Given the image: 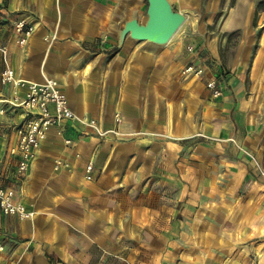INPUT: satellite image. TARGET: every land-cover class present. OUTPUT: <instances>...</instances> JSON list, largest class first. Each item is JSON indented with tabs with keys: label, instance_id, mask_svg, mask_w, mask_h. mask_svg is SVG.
Masks as SVG:
<instances>
[{
	"label": "crops",
	"instance_id": "obj_1",
	"mask_svg": "<svg viewBox=\"0 0 264 264\" xmlns=\"http://www.w3.org/2000/svg\"><path fill=\"white\" fill-rule=\"evenodd\" d=\"M168 1L189 31L242 38L222 51L188 32L165 46L126 36L117 47L126 21L145 22L146 0L0 4L34 27L26 46L7 45L15 75L54 78L78 119L109 131L51 128L17 183L9 150L20 119L0 116L2 182L34 215L0 214V264H51L46 253L64 264H264V180L253 164L264 170V0ZM187 46L200 52L201 78L182 74ZM210 159L222 164L216 176Z\"/></svg>",
	"mask_w": 264,
	"mask_h": 264
},
{
	"label": "built area",
	"instance_id": "obj_2",
	"mask_svg": "<svg viewBox=\"0 0 264 264\" xmlns=\"http://www.w3.org/2000/svg\"><path fill=\"white\" fill-rule=\"evenodd\" d=\"M12 1L14 0H0V4ZM33 31L34 27L25 20H17L13 29L16 45L26 46ZM186 50L193 55V60L183 68L182 74L187 77H203L205 69L199 50L192 46H187ZM9 52L8 46L0 43V91L5 88L10 90L9 96L0 93V116L14 113L20 119L15 126L16 142L9 150V155L16 161L15 181L18 183L36 160L51 128L71 122L92 128L99 137L105 136L109 131L100 130L94 120L78 119L69 108L67 99L54 78L45 77L42 82H35L17 77L10 65ZM205 87L210 91L213 99L222 96L221 85L217 80L206 82ZM116 121H119L118 117ZM70 143L69 139L65 140V144L70 145ZM256 167L259 175L264 178V170L257 165ZM91 171L92 164L88 163L85 174L88 176ZM2 181L4 182L5 178L0 175V214L20 220L32 218L33 212L17 198L16 190L8 185L5 186ZM3 250L4 247L0 242V253Z\"/></svg>",
	"mask_w": 264,
	"mask_h": 264
},
{
	"label": "water",
	"instance_id": "obj_3",
	"mask_svg": "<svg viewBox=\"0 0 264 264\" xmlns=\"http://www.w3.org/2000/svg\"><path fill=\"white\" fill-rule=\"evenodd\" d=\"M146 2L145 22L139 23L135 19L126 21L117 34V47H121L126 36L134 41L165 46L184 24L185 16L174 10L168 0H146Z\"/></svg>",
	"mask_w": 264,
	"mask_h": 264
},
{
	"label": "rangeland",
	"instance_id": "obj_4",
	"mask_svg": "<svg viewBox=\"0 0 264 264\" xmlns=\"http://www.w3.org/2000/svg\"><path fill=\"white\" fill-rule=\"evenodd\" d=\"M0 17L2 19H0V41H2V43H6V45H8L10 48L11 47H15L16 43L14 38L12 37L13 33V29H14V22H12L11 20L7 19V17L5 15H2V13H0ZM220 16L217 15L216 19H218ZM189 33L190 34V41H192L193 43L196 42L200 44V42L202 41H210L215 43L219 49L222 51L223 49H228V47H233L235 45V43L237 42V40H239L240 38H242V33L241 32H236L233 34H221L220 31L217 29H214L213 26H209L208 29L206 31H196V30H188L187 27V23L184 22V24L179 28V30L176 32V34L172 37V39H175L185 33ZM260 30H257L255 33V36L259 38L260 36ZM171 39V40H172ZM223 40H226V44H224ZM17 46V45H16ZM8 47V48H9ZM19 47V46H18ZM24 47V46H23ZM192 149L194 151H196L198 153L196 159H193L195 164H204L203 160H206L205 157H202V153H207L204 150H198L197 147L193 145H191ZM264 158V157H263ZM264 162V159H263ZM255 169H256V165L258 167L261 168V165H259V163H257L255 165V163L253 162ZM221 163L218 160H212L210 159L209 161V167L211 169V172L213 173L214 176H216L217 174V169H220L219 167H221ZM244 167H246L247 170H249V173L253 172L252 167L249 164H243ZM226 167H228L229 165H225ZM258 176L264 180V178H262L259 174ZM258 182H262L261 180H257Z\"/></svg>",
	"mask_w": 264,
	"mask_h": 264
},
{
	"label": "trees",
	"instance_id": "obj_5",
	"mask_svg": "<svg viewBox=\"0 0 264 264\" xmlns=\"http://www.w3.org/2000/svg\"><path fill=\"white\" fill-rule=\"evenodd\" d=\"M46 259L49 261V263L51 264H64L63 262H61L57 257L53 256V255H49V254H45Z\"/></svg>",
	"mask_w": 264,
	"mask_h": 264
},
{
	"label": "bare ground",
	"instance_id": "obj_6",
	"mask_svg": "<svg viewBox=\"0 0 264 264\" xmlns=\"http://www.w3.org/2000/svg\"><path fill=\"white\" fill-rule=\"evenodd\" d=\"M34 216V215H33Z\"/></svg>",
	"mask_w": 264,
	"mask_h": 264
}]
</instances>
